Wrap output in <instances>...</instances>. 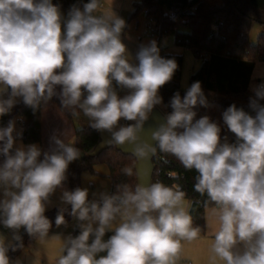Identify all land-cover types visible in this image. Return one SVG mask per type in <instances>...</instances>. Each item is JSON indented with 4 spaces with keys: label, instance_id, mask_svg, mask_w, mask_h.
I'll list each match as a JSON object with an SVG mask.
<instances>
[{
    "label": "clouds",
    "instance_id": "clouds-1",
    "mask_svg": "<svg viewBox=\"0 0 264 264\" xmlns=\"http://www.w3.org/2000/svg\"><path fill=\"white\" fill-rule=\"evenodd\" d=\"M102 8L103 0L74 6L62 31L61 13L51 0H0V116L18 97L35 111L55 96L74 118L82 113L90 128L107 132V146L129 152L137 164L122 172L139 182L117 185L115 193H101L98 200H89L86 188L64 190L69 164L80 150L57 137L50 152L35 144L14 149L21 133L9 121L0 127V223L17 241L21 228L39 242L59 239L55 264H175L181 242L197 239L201 229L193 226L179 184L141 177L139 166L162 153L198 173L194 190L206 197V208L212 205L219 224L211 244L219 264H264V105L259 104L264 83L253 88L255 116L235 104L222 114L235 143H222L220 126L208 116L194 120L193 109L207 106L199 81L183 97L174 94L172 112L145 139V123L162 103L159 90L177 64L160 56L155 41L140 47L137 64L130 62L121 40L125 21ZM113 82L129 94L121 98ZM122 119L133 123L121 126ZM57 189L62 203L71 205L69 215L80 222L75 237L49 238L52 223L45 212ZM64 212L56 216L57 227L66 224ZM10 246L0 239V264H9Z\"/></svg>",
    "mask_w": 264,
    "mask_h": 264
},
{
    "label": "trees",
    "instance_id": "trees-1",
    "mask_svg": "<svg viewBox=\"0 0 264 264\" xmlns=\"http://www.w3.org/2000/svg\"><path fill=\"white\" fill-rule=\"evenodd\" d=\"M222 6H212L208 0H136L130 20L143 15L153 23L152 36L161 39L164 35L173 34L175 45L190 49L195 57L201 60L200 67L190 76V86L199 81L207 106L197 105L195 119L208 116L221 128V142L235 143V135L223 122L222 114L231 105L255 116L256 111L251 107V100L255 93L251 91L252 75L256 64L264 59V0H219ZM59 10L69 14L75 6L83 9V5L90 0H51ZM254 23L263 27L257 43L250 42V31ZM159 49V48H158ZM159 54L165 59H174L177 68L172 79L160 88L163 105L167 114L172 112L170 100L179 92L183 97L186 91L181 89L180 80L183 69V56L171 55L159 49ZM7 98V97H5ZM50 101L55 103L60 111L68 118L72 116L67 109L61 107L60 101L53 97ZM264 105V100L259 101ZM43 105V104H42ZM42 105L35 111L23 103L22 98H16L12 109L0 116V127H6L9 121L22 126L21 139L25 144H38L42 142ZM130 124V123H128ZM15 135V133H14ZM16 139V140H17ZM99 142V132L90 127L79 128L75 131L74 146L81 155L69 164L63 183V189L73 191L82 188V174L95 172L99 164H106L109 169L108 178L111 182V194L117 190V185L138 183L137 176L128 177L122 169L126 166L134 167L136 161L130 155H125L115 147L105 150L97 156H90ZM14 151V149H13ZM4 160L0 156V163ZM154 180L166 185L179 184L186 193V200L190 201V214L193 217V226H199L200 233L206 231L205 214L211 208H206L202 197L194 190L197 172L186 170L180 162L171 155L162 153L155 157ZM171 176L168 177L167 175ZM83 189V188H82ZM62 208H55L45 215L56 226L55 219ZM65 209L66 222L73 217L69 215L71 205ZM77 229L72 236L79 235ZM112 233H106V240ZM21 239L9 247L7 256L9 262L14 261L26 248L27 243L34 237L29 236L23 229ZM91 242V240H90ZM14 249V250H13ZM100 255H104L101 253Z\"/></svg>",
    "mask_w": 264,
    "mask_h": 264
},
{
    "label": "crops",
    "instance_id": "crops-1",
    "mask_svg": "<svg viewBox=\"0 0 264 264\" xmlns=\"http://www.w3.org/2000/svg\"><path fill=\"white\" fill-rule=\"evenodd\" d=\"M128 1L129 0H103V8L101 9V11L111 8L112 10L116 11V13H118L117 15L120 18H123V10L128 4ZM208 1H210L209 3L212 6H222L223 4L219 0ZM139 18L140 16L135 20L133 19V22H131L132 20L128 21L129 23L127 26H125L124 33L122 34L123 37L127 33V30L129 29V25L131 23L136 22L135 29L139 28ZM163 52L166 54L179 56L181 53L179 50H177L176 52H167L166 48H163ZM113 85L116 88L117 94L121 98L129 94L130 92V90L128 89H122L116 86L115 82H113ZM56 91H60V86H57ZM55 98L58 99L57 97ZM119 123L121 126H125L128 123L133 122L125 121L122 119ZM86 127H89L88 120L83 116L82 113L80 114L79 118H74L72 116L71 119H68L60 111L55 103L49 101L47 104L42 105L43 139L41 143L35 145H37L43 153L50 152L55 147L52 141L53 137H57L65 141L66 143L72 142L74 144L76 129ZM16 131L19 133L22 132L21 124L16 125ZM21 145L25 147L28 146L21 139H17L14 144V149L15 147H19ZM40 159H43V155H41ZM61 195V189H57L56 192L50 196V204L48 205L46 212H49L55 208H65L69 206L62 203ZM0 198H2V193H0ZM187 205L190 208V201L187 202ZM205 217V233H200L198 238L193 241L181 242V251L175 261V264H219V262L214 258V255L211 252V244L213 242L214 233L218 229L219 224L216 218L211 215V208L206 210ZM79 223V221L72 218L70 221L66 222L65 225H61L59 227L53 226L49 230V238L54 235H59L62 239L66 238L69 235L72 236V234L77 229H79ZM22 231L23 228H21L17 234L20 236ZM0 239H4L5 243L10 244L11 246L16 242V240L13 239V230L6 228L2 223H0ZM61 246L62 244L59 239H51L46 242H39V240L34 237L27 243V246L22 251V253L14 261L9 262V264H55V261L60 254Z\"/></svg>",
    "mask_w": 264,
    "mask_h": 264
},
{
    "label": "rangeland",
    "instance_id": "rangeland-1",
    "mask_svg": "<svg viewBox=\"0 0 264 264\" xmlns=\"http://www.w3.org/2000/svg\"><path fill=\"white\" fill-rule=\"evenodd\" d=\"M134 2L136 0H129L128 4L123 10V20L125 25H128L130 21L131 12L134 10ZM210 2V1H209ZM115 15L116 11L112 10ZM62 17V31L64 29V22L68 19V14L61 12ZM118 16V15H117ZM135 20V19H134ZM132 20L131 22H133ZM139 28L135 29L136 22L129 25L127 33L123 37L124 29L121 33V40L126 45L127 54L130 62L137 64L136 54L140 50L141 46L149 45L152 41L156 42L159 49L166 48L167 52H176L179 50L180 56H183V69L182 76L180 80L181 89L187 91L190 87V76L200 67L201 60L197 59L190 49L179 48L175 45V38L173 34L164 35L161 39L152 36L153 23L147 19L145 16L141 15L139 18ZM263 32V27L259 23H254L252 25L249 37L252 44H256L259 35ZM261 83H264V59L260 60L254 69L252 75L251 91L254 93L253 88ZM160 95V93H158ZM154 109L160 110L165 116L167 112L163 105V101L160 105H157ZM95 172L97 174H92L90 172H84L82 174V188L88 189L89 200H98L101 193L111 194V182L108 178L109 169L106 164H99L95 167ZM187 200L185 203L187 205ZM206 221V217H205Z\"/></svg>",
    "mask_w": 264,
    "mask_h": 264
},
{
    "label": "water",
    "instance_id": "water-1",
    "mask_svg": "<svg viewBox=\"0 0 264 264\" xmlns=\"http://www.w3.org/2000/svg\"><path fill=\"white\" fill-rule=\"evenodd\" d=\"M164 117H165V115L160 110H158V109L153 110V113L151 114L149 120L146 121L145 126H144V132L142 135L145 139L150 140L151 131H153L156 128V126L160 122L163 121ZM98 132H99V142H98L97 146L95 147V149L90 154V156H93V157L99 155L100 153H102L105 150H109V149L113 148V147L107 146L104 143V141L109 138V134L107 132H101V131H98ZM115 148L125 155L129 154V152L125 151L123 148H120V147H115ZM154 159H155V157L153 158V161H154ZM153 161L150 165L146 166V165L141 164L139 166L140 170H141L140 175L145 181L153 182V180H154V163H153ZM136 164H137V162H136ZM145 168H148L151 170V175H148L145 172ZM137 180H138V177H137ZM138 182H139V180H138Z\"/></svg>",
    "mask_w": 264,
    "mask_h": 264
},
{
    "label": "built area",
    "instance_id": "built-area-1",
    "mask_svg": "<svg viewBox=\"0 0 264 264\" xmlns=\"http://www.w3.org/2000/svg\"><path fill=\"white\" fill-rule=\"evenodd\" d=\"M85 95H86V93H85ZM167 176H168V177H170L171 175H170V174H168Z\"/></svg>",
    "mask_w": 264,
    "mask_h": 264
}]
</instances>
